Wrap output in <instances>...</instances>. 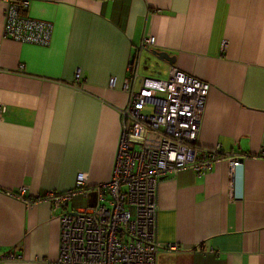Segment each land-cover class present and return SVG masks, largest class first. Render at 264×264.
Returning <instances> with one entry per match:
<instances>
[{"label": "crops", "instance_id": "1", "mask_svg": "<svg viewBox=\"0 0 264 264\" xmlns=\"http://www.w3.org/2000/svg\"><path fill=\"white\" fill-rule=\"evenodd\" d=\"M28 3V16L53 25L46 47L3 36L0 0V256L17 255L0 264L55 263L60 210L46 197L79 172L89 192L110 179L124 80L137 88L172 66L151 51L209 84L198 148L218 143L241 159L233 178L221 160L159 182L156 264H264V0ZM84 206L76 194L65 210Z\"/></svg>", "mask_w": 264, "mask_h": 264}, {"label": "built area", "instance_id": "2", "mask_svg": "<svg viewBox=\"0 0 264 264\" xmlns=\"http://www.w3.org/2000/svg\"><path fill=\"white\" fill-rule=\"evenodd\" d=\"M28 4V0H4L3 36L46 47L53 25L28 16ZM153 44L154 37H145L140 47ZM74 77L80 79L79 70ZM108 84L113 88L115 78ZM208 87L206 81L174 65L165 79L142 78L137 88L124 80L127 100L119 109L120 134L110 179L91 189V197L87 174L79 172L70 190L46 197L54 210H60L54 264H156L159 182L185 168L205 174L221 160L228 163L233 178L241 159L224 153L218 143L209 148L197 145ZM146 106L151 111L145 113ZM4 111L0 106V115ZM76 194L85 206L65 210ZM164 248L176 250L178 245L168 243ZM16 257L10 252L0 256L3 260Z\"/></svg>", "mask_w": 264, "mask_h": 264}, {"label": "water", "instance_id": "3", "mask_svg": "<svg viewBox=\"0 0 264 264\" xmlns=\"http://www.w3.org/2000/svg\"><path fill=\"white\" fill-rule=\"evenodd\" d=\"M153 56L157 57L158 60L164 61L168 65L174 64V57L169 56L167 53L160 52V51H151L150 52Z\"/></svg>", "mask_w": 264, "mask_h": 264}, {"label": "rangeland", "instance_id": "4", "mask_svg": "<svg viewBox=\"0 0 264 264\" xmlns=\"http://www.w3.org/2000/svg\"><path fill=\"white\" fill-rule=\"evenodd\" d=\"M154 71L155 70H149V73L150 72H154ZM149 111H151V107L150 106H146V108L144 109V112L147 113ZM89 194L91 195V197L93 196L92 192H89ZM92 203H93V201H92Z\"/></svg>", "mask_w": 264, "mask_h": 264}]
</instances>
